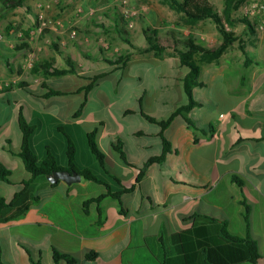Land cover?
<instances>
[{"label": "crops", "instance_id": "obj_1", "mask_svg": "<svg viewBox=\"0 0 264 264\" xmlns=\"http://www.w3.org/2000/svg\"><path fill=\"white\" fill-rule=\"evenodd\" d=\"M127 3L139 10L131 26L113 0H24L22 7L12 9L20 16L10 19L11 26H0V86L10 87L0 92V165L10 170V184L0 182V197L9 202L30 177L19 157V109L35 127L31 147L37 158H44L49 146L58 166L66 168V134L80 169L89 170L112 192L122 188L111 176L132 188L121 194L126 211L121 214L112 198L84 206L105 192L100 183L37 180L33 194L38 202L22 216L0 221V259L6 264H54L55 249L74 258V264H161L160 232L190 228L188 218L194 214L226 221L231 234L248 235L264 257V74L224 77L234 65L249 69L256 64L244 67L243 54L234 49L237 42L215 62L201 64L202 87L193 90L200 106L187 115L199 130L177 116L163 132L171 146L164 162L147 166L136 180L145 163L163 151L158 125L144 119L139 108L159 122L188 102L183 90L188 68L170 49L159 56L148 51L143 30L154 28L181 44L191 36L180 19L164 16L161 0ZM38 13L57 19L61 27L38 31ZM15 25L20 28L14 30ZM20 30L27 37L18 38ZM209 30L199 36L204 43L196 42L212 48L221 38L214 25ZM256 33L264 46V32ZM44 62L52 67L45 69ZM68 62L76 73L49 75L68 70ZM34 65H41L37 74H32ZM103 71L108 74L92 79ZM49 90L60 94L48 96ZM81 105L82 113L73 118ZM92 131L104 168L87 146L86 135ZM92 253L95 257L87 260Z\"/></svg>", "mask_w": 264, "mask_h": 264}, {"label": "trees", "instance_id": "obj_2", "mask_svg": "<svg viewBox=\"0 0 264 264\" xmlns=\"http://www.w3.org/2000/svg\"><path fill=\"white\" fill-rule=\"evenodd\" d=\"M24 0H6L9 8L14 9L23 6ZM162 3L172 12L179 16L184 26L192 27L200 21L209 20L220 35V43L212 48H207L198 44L192 37H188L183 44L175 41L171 37H161L158 30L154 28H145L143 37L147 44V50L154 52L159 56L163 51L170 49L177 56L180 65L188 68V73L183 79V90L187 97V104L178 108L167 119L157 122L155 118L146 115L139 108L141 116L147 121L157 124L159 127L158 136L161 139L163 151L159 156L150 158L143 168L139 170L136 180L142 177L144 170L151 164H160L165 160L166 154L171 150L170 143L164 138L163 132L177 117L181 116L185 122L194 130L199 129L187 118L188 113L200 103L193 98V90L202 87L199 79L200 65L203 63H212L220 58L224 51L232 46L235 42L238 43V48L244 57V67H248L252 61L249 58L241 40L227 26L233 27L236 22L242 24L247 31L254 33V26L247 18L233 19L232 15L236 12L239 6L245 0H223V8L220 13L215 11L213 5L208 0H161ZM118 34L125 35L123 30L118 31ZM27 37L28 32H25ZM129 43L128 39H123ZM145 52V50H139ZM116 63H119L117 59ZM68 70H53L49 73L50 76H62L65 74L76 73L73 63H69ZM41 65H34L32 74H37ZM43 67L49 69L52 67L50 62H44ZM108 72L103 71L93 76V80L104 77ZM23 88V83L16 85ZM46 88L45 84H42ZM10 87H2L0 92H6ZM89 87H85L86 91ZM57 91H48V96L59 95ZM83 110V105L73 114V118L78 117ZM133 110H128L127 114H132ZM18 128L21 133V146L19 157L21 158L25 170L30 175L29 179L22 181L19 190L16 191L12 199L6 202L0 197V221L5 218H17L22 216L31 205L38 202V198L33 194L37 180L47 179L51 173L57 171L76 172L82 179L100 183L104 186L105 192L95 198L88 199L84 202V206L91 203H100L105 198H112L118 201L120 205V213L124 214L125 208L121 201V194L130 192L132 188L125 187L121 181L111 176V178L122 188L120 192H112L109 185L96 178L89 170L80 169L75 161V146L73 141L65 134L66 138V168L58 166L56 155L51 147H46L44 158H37L31 147V136L35 127L30 125L26 119L23 110L19 109L17 113ZM211 128V125H208ZM59 131H61L59 129ZM87 146L90 153L94 156L98 164L104 168V156L98 150L95 142V131L87 133ZM194 140V143H197ZM115 150L120 154L122 160L125 161L121 148L115 146ZM0 182L10 184V170L3 165H0ZM58 183V182H57ZM55 183V184H57ZM52 184V185H55ZM240 184V183H238ZM15 209V210H14ZM14 210V211H13ZM248 207H244L243 220L246 230H248ZM188 219L192 221L191 227L186 230H181L170 235L162 230L160 232L159 243L162 250L161 264H264V257L258 253L256 242L248 235L239 237L228 231L227 222L210 217L204 214H194ZM52 260L54 264L64 261L65 264H74L76 260L67 254L60 253L55 249H51ZM95 254L92 253L86 256L87 260H92ZM0 264H6L0 259ZM37 264H41L39 261Z\"/></svg>", "mask_w": 264, "mask_h": 264}, {"label": "rangeland", "instance_id": "obj_3", "mask_svg": "<svg viewBox=\"0 0 264 264\" xmlns=\"http://www.w3.org/2000/svg\"><path fill=\"white\" fill-rule=\"evenodd\" d=\"M128 1V0H127ZM214 7L215 11L218 13L221 12L223 8V0H208ZM253 0H245L238 8L236 12L233 13L232 18L237 20L240 18H246L244 16V9L249 5ZM162 9H164V16H168L169 19L171 18V15L174 16L177 20H179V16L176 15L175 13H171V11L164 5L162 4ZM128 6V3H127ZM129 8V7H128ZM134 9V7H130ZM13 12L11 8H9L6 4V0H0V26H5V27H10L12 20V17H19L20 15L18 14L19 12H14L15 14L11 13ZM14 15V16H13ZM181 22V20H179ZM251 22V21H250ZM182 23V22H181ZM212 23L209 20L206 21H200L196 23L192 27H188L190 31V36L194 37L196 41H201L203 40L199 39V36L204 33H210L209 28L212 27ZM18 27L13 26L14 30L19 29ZM226 28L228 31L232 29V31L236 34V36L241 40V43L243 47L245 48V51H247L249 58L251 59L252 62H255L256 64L254 65L253 68L245 69L241 65H234V68H228L227 70L224 71L223 75L224 77H235L236 75H250V74H264V62L260 61L263 57L264 53V46L260 43H258V38H257V33L254 30V33H250L249 31L247 32L246 28L238 22L234 24L233 27L227 26ZM204 43V42H203ZM218 43H215L213 47L217 46ZM237 46H234V49L238 52H241L240 49L238 48V43H236ZM209 79V77L207 78ZM205 91H210V88H207ZM10 96V93L6 94ZM212 96V95H211ZM210 96V98H211ZM214 99V98H212Z\"/></svg>", "mask_w": 264, "mask_h": 264}, {"label": "built area", "instance_id": "obj_4", "mask_svg": "<svg viewBox=\"0 0 264 264\" xmlns=\"http://www.w3.org/2000/svg\"><path fill=\"white\" fill-rule=\"evenodd\" d=\"M52 3H55L56 0H50ZM114 4H117L120 8L121 15L126 21L127 26L132 25V19L137 17L139 10L129 9L127 7V0H113ZM244 16L251 21L254 26L255 32H264V0H253L247 7L244 9ZM36 23L38 31H41L44 28L50 27H61L57 19H52L46 17L43 13H38L36 15ZM76 32L74 30L70 31V36L75 37ZM18 38H25L23 31H18L16 33ZM32 59L26 61V65L31 66ZM1 87V86H0ZM2 88V87H1ZM222 117V116H221Z\"/></svg>", "mask_w": 264, "mask_h": 264}, {"label": "water", "instance_id": "obj_5", "mask_svg": "<svg viewBox=\"0 0 264 264\" xmlns=\"http://www.w3.org/2000/svg\"><path fill=\"white\" fill-rule=\"evenodd\" d=\"M47 180L50 184H55L58 181H61L66 185H71L73 183H78L81 180V176L76 172L57 171L51 173Z\"/></svg>", "mask_w": 264, "mask_h": 264}]
</instances>
